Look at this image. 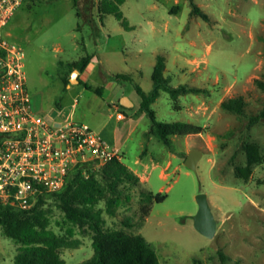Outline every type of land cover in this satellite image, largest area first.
Returning a JSON list of instances; mask_svg holds the SVG:
<instances>
[{"label": "rangeland", "instance_id": "374dc122", "mask_svg": "<svg viewBox=\"0 0 264 264\" xmlns=\"http://www.w3.org/2000/svg\"><path fill=\"white\" fill-rule=\"evenodd\" d=\"M194 1L209 19L190 14L189 0H123L119 9L128 24L124 27L113 13L99 10V0H33L30 7L23 4L14 11L5 30L23 48L32 108L47 111L54 100L65 104L75 98L73 117L93 129L106 121L120 145L122 162L149 175L145 189L166 194L152 203L141 222L137 220L140 186L129 190V199L121 200L113 216L100 201L106 227H120L121 219L131 216L136 224L130 230L141 233L154 247L160 264H221L219 251L226 254L227 264H264V119L250 128L245 125L249 115L264 108V90L254 81L264 80V0ZM175 4L179 9L170 12ZM39 13H45L44 17H38ZM82 41L86 51L81 49ZM87 52L102 59L103 72H126L132 77L120 85L136 105L121 108L124 117L120 121L112 114L114 108L108 109L111 93L102 97L87 90L76 94L80 84L71 93L61 89L56 59H74ZM158 54L165 57L164 74L172 85L206 89L180 95L177 102L195 106L203 99L209 106L207 112L212 111L206 118L203 110L194 114L193 106L189 115L188 105L174 108L168 92L160 90L151 104L158 120L209 123L201 134L172 135V149L145 133L150 126L145 111L135 113L140 96L134 85L151 90ZM236 95L245 100V116L220 108L221 100ZM111 97L117 102V94ZM97 103H101L99 111ZM246 141L256 143L262 161L244 178L238 176L236 167L246 164ZM191 149L202 152L195 169L184 163ZM139 157L140 163L135 161ZM200 192L206 193L216 219L210 238L193 224ZM46 221L47 228L56 233L80 239L76 247L58 249L63 264L91 256L92 233L87 227L69 221L55 206L48 210ZM21 244L0 227V264H11Z\"/></svg>", "mask_w": 264, "mask_h": 264}, {"label": "trees", "instance_id": "16d2710c", "mask_svg": "<svg viewBox=\"0 0 264 264\" xmlns=\"http://www.w3.org/2000/svg\"><path fill=\"white\" fill-rule=\"evenodd\" d=\"M122 1L99 0L98 8L102 12L113 13L124 27H128L119 9ZM189 2L191 4L190 14H198L205 20L209 19L208 13L203 11L194 0H189ZM178 9L179 5L175 4L170 8V12H176ZM88 59L89 55L84 54L76 60L65 63L68 71L60 75L64 87L69 83V71L73 68L82 71ZM164 70L165 57L158 54L151 74V90L145 92L137 83L134 87L141 97L138 111H145L150 118L147 135H155L172 149V135L204 132L206 126L188 120H158L151 103L158 97L160 90H164L172 99L174 108H178L177 101L180 95L187 92H204L206 89L186 83L174 86L170 83L169 77L164 74ZM111 77L118 81L132 80L130 73L126 72H115L111 74ZM254 81L259 88L264 90V80L256 78ZM85 86L97 93L102 90L101 87L93 88L87 84ZM220 108L240 117L245 116V100L242 95L221 100ZM261 119H264V108L258 113L249 115L245 125L250 128ZM243 148L246 153V164L237 166L236 172L238 176L247 178L252 166L262 161V155L253 141H246ZM139 186L141 189L138 192L137 220L141 222L148 215L152 203L163 200L166 194L153 193L143 188L139 175L119 157H112L95 167L92 165L75 167L61 189L38 195L30 208L22 209L0 202V227L3 233L22 243L11 264H63L64 260L58 249L76 247L80 244V239L77 237L58 234L47 228L46 215L52 206L59 208L69 221L79 227H87L92 233L93 253L75 264H160L154 247L141 233L130 230L136 224L131 216L122 218L120 227H106L103 208L98 206L100 201L103 202L106 212L113 216L121 200L129 199V190ZM219 256L221 264H227L226 254L219 251Z\"/></svg>", "mask_w": 264, "mask_h": 264}, {"label": "built area", "instance_id": "2783aa9c", "mask_svg": "<svg viewBox=\"0 0 264 264\" xmlns=\"http://www.w3.org/2000/svg\"><path fill=\"white\" fill-rule=\"evenodd\" d=\"M23 2L0 0V202L27 209L38 195L61 189L75 167H95L118 153L87 123L54 124L32 108L23 48L4 32Z\"/></svg>", "mask_w": 264, "mask_h": 264}, {"label": "crops", "instance_id": "0c3cea01", "mask_svg": "<svg viewBox=\"0 0 264 264\" xmlns=\"http://www.w3.org/2000/svg\"><path fill=\"white\" fill-rule=\"evenodd\" d=\"M32 2H33V0H24L22 5L25 4L26 6L30 7ZM13 14H15V12ZM13 14H12V16H13ZM44 14L45 13H39L38 17H40V18L44 17ZM6 25H8V24H6ZM4 32H5L7 37L11 34L10 32L6 31L5 28H4ZM58 48L60 49V47H58ZM81 49H82V51H86V44L83 41L81 43ZM84 54H88L89 55V59H88V62L86 64V66L84 67V69L82 71L78 70V73L76 74L77 81H75V82H71L70 81V74L73 71V69H75V68H73V69H71L69 71V74H68L69 83L64 87V82L62 81L60 75H62L65 72L68 71V68H67L65 63L73 61V60H76V59H78L80 56H82ZM84 54H81L80 56H78L77 58H74V59H62V58L56 59V66H58V78L61 80V84H62L61 85L62 86L61 89H62V91H65L66 93H71L72 90H73L74 85L75 84H80V87L77 90L76 94H79V93L83 94L85 92V90L90 91L91 93H94L95 95L101 96V97L104 95V93H111L110 94V98L107 101L108 109L110 107H113L114 108V112L112 114L115 115L116 121H120L122 118L118 119L116 117L117 111H121L120 109L123 108V107L130 108V107L135 106L136 105L135 100L131 99L129 96H127V95H125L124 93L121 92L122 90H121L120 81L113 79L111 77V74L105 73V72L102 71L101 66H100V63H102V59L99 58L98 55H96L94 53H89V52L84 53ZM85 84H87V85H89V86H91L93 88L101 87L102 90H101L100 93H97L94 90H92L90 88H87L85 86ZM112 94H117V102L113 101V98L111 97ZM186 94H188V93H186ZM186 94H183V95H186ZM195 94H197V93H195ZM205 95L208 96L209 93H206ZM124 98H126V100H128V104L124 105L122 103ZM101 99H104V98H101ZM140 101H141V97H139V100L137 101V109H136L135 113H139L138 108H139V105H140ZM76 102L77 101H76L75 98H73V101L71 103H69L67 101L65 104H61L58 101L54 100L53 104L49 107V109L47 111H44L42 108H39V109H36V110L34 109V110L37 113H39L42 116H44L50 122H52L54 124H61L64 121H67V120H77V119H75L73 117V114H72V108L76 104ZM220 102H219V104H220ZM177 103H178V108H176V109H179V108H182V107H185V106L188 105L189 115H192L193 112H194V114L197 115V113H199L202 110H203L202 114H205L206 118H208L210 116V114H212V111L210 112L208 110V112H207V109H208L209 106H208L207 102L205 100H203V99L195 106L193 105V102H189V101L187 103H185V104H180L179 102H177ZM193 106H194V110L192 112V111H190V109ZM100 108H101V103H97L96 106H95L96 111H99ZM112 114H109V116H111ZM77 121H79V120H77ZM188 121H190V120H188ZM201 125L206 126V125H209V123L203 121V123H201ZM148 129L145 132L146 134H147ZM94 130L96 132H98L103 137V139L106 141V143L109 146H111V147H113V148H115L117 150L118 157L121 159V156L119 155V152H118L119 149H120V145L117 143L116 136L115 135H114V137L111 136L110 130L107 128L106 121L105 122H101L99 125L95 126ZM198 134H201V133H198ZM184 135L185 136H190L191 133L190 134H184ZM173 156H174V153H170V157H173ZM141 160H142V158L139 157V159H136L135 161L140 163ZM170 161H171V159L169 158L167 160V164L166 165H168L170 163ZM127 166H129V165H127ZM130 168L135 173H137L139 175L140 184H141V186L143 188H145L143 186V183H145L149 179V175L148 174H144L143 172H140L137 168H132V167H130Z\"/></svg>", "mask_w": 264, "mask_h": 264}, {"label": "water", "instance_id": "95a60500", "mask_svg": "<svg viewBox=\"0 0 264 264\" xmlns=\"http://www.w3.org/2000/svg\"><path fill=\"white\" fill-rule=\"evenodd\" d=\"M78 73V69H73L70 74V81H77L76 74ZM122 103L128 104V100L126 98L123 99ZM202 152L198 149H191L184 163L191 169L196 168V163L201 156ZM197 209L193 215V224L194 227L203 235L207 237H212L216 231V219L211 210L210 204L207 199V195L204 192H200L196 195Z\"/></svg>", "mask_w": 264, "mask_h": 264}]
</instances>
